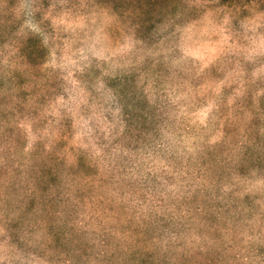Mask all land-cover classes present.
Segmentation results:
<instances>
[{
	"label": "rangeland",
	"instance_id": "rangeland-1",
	"mask_svg": "<svg viewBox=\"0 0 264 264\" xmlns=\"http://www.w3.org/2000/svg\"><path fill=\"white\" fill-rule=\"evenodd\" d=\"M6 37L0 192L38 264H264V0H0ZM66 120L79 155L45 154Z\"/></svg>",
	"mask_w": 264,
	"mask_h": 264
},
{
	"label": "clouds",
	"instance_id": "clouds-1",
	"mask_svg": "<svg viewBox=\"0 0 264 264\" xmlns=\"http://www.w3.org/2000/svg\"><path fill=\"white\" fill-rule=\"evenodd\" d=\"M24 26L29 27L27 24ZM9 39L6 37L0 43ZM9 67V63L5 62L3 71L7 72ZM74 133L73 122L66 120L61 127L50 126L43 131L38 130L37 136L44 146L45 154L53 152L57 145L63 144V149L72 148L73 155L77 156L79 154L73 145ZM50 145L51 147H49ZM56 155L64 157V151L57 152ZM71 166H75V162ZM31 227L23 217L16 215L6 193L0 192V236L8 237L3 244H0L2 264H38L34 257L37 254L43 255L44 249L40 238L29 235Z\"/></svg>",
	"mask_w": 264,
	"mask_h": 264
}]
</instances>
